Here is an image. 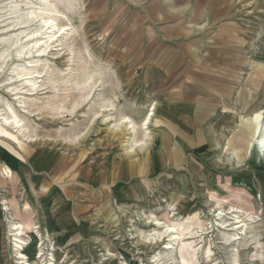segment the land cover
<instances>
[{
  "label": "rangeland",
  "instance_id": "1",
  "mask_svg": "<svg viewBox=\"0 0 264 264\" xmlns=\"http://www.w3.org/2000/svg\"><path fill=\"white\" fill-rule=\"evenodd\" d=\"M15 1L0 0V36L17 32L9 10ZM48 1L71 27L44 54L33 49L19 60L12 48L0 73V110L7 114V103L22 120L10 139L17 161L0 166V264H16L11 221L37 226L44 254L34 259L37 248L27 249L32 264H264V157H256L251 119L264 105V0H68L69 7L67 0ZM36 58L37 67L55 74L50 81L43 73L37 85L46 88L32 93L14 69L30 68ZM98 73L104 86L75 105ZM64 76L66 82L57 80ZM162 137L170 153L155 171L123 180L124 201L109 184L81 185L78 172L49 183L63 175L52 168L64 156L78 159L85 151L78 165L89 170L97 159L125 160L127 151V161L158 154ZM97 167V174L108 169ZM101 189L108 196L93 204ZM54 190L62 194L57 201ZM62 206L70 214L63 220L55 213ZM236 214L252 218L233 262L221 235ZM155 218L182 236L170 249L159 239L162 229L149 225ZM189 229L198 236L184 238ZM189 244L194 258L184 259L180 251Z\"/></svg>",
  "mask_w": 264,
  "mask_h": 264
},
{
  "label": "bare ground",
  "instance_id": "2",
  "mask_svg": "<svg viewBox=\"0 0 264 264\" xmlns=\"http://www.w3.org/2000/svg\"><path fill=\"white\" fill-rule=\"evenodd\" d=\"M21 1L24 2L25 7L21 6L18 0H16L14 2V4L12 3L13 6L9 5L10 6L9 10L13 14H15L14 17L16 18L14 21L15 24L13 25L14 27L11 30H16L17 32L8 34V33H6L10 30V29H8L7 31L4 30L2 32V35L0 36V73L3 71V69L6 66V63L8 61V57H9V52L12 48L15 52L16 58L19 60L22 58V56L31 53L33 49H35V52L38 54H44L47 50L48 42L52 41V39L59 36L60 34H63L66 30H69V27H71L70 26L71 24L67 21V19H66V21H64L65 19L61 20L60 19L61 17L58 18V16H62L64 14V11L61 10L60 7H58L55 4L56 2L54 3L53 1L42 0L44 2L43 7L35 8L32 5L31 1L20 0V2ZM69 3L70 2L67 0L65 2V7H69ZM6 10L7 9H5V12L3 13L2 16L7 15ZM33 23H38V26L30 28L28 30L23 29L26 26L29 27ZM43 29H44V32H42ZM38 34H41L43 36L38 38ZM23 36L26 37L25 40H27V42L23 41V39H22ZM39 61L40 60L37 58H36V60L31 61L32 63L29 64L30 68H25L23 65L19 64V66L16 67L17 69L16 68L14 69V71H15L14 76L16 78L25 79V84L29 85V87H30L29 90L32 93H38L41 89L46 88L47 85L46 86L37 85L38 78L41 77L43 73H45L47 75L48 80L50 79V81H52V79L54 78V74H55V73H53V70L50 69V67H47L46 65H43L42 67H37V62H39ZM88 77H89V75H87L86 77L84 75V77L82 79V83L87 84L86 81H87ZM102 77H101V73H98V75H96L95 80L93 78V81L91 83H89L86 87H85V85L81 84L83 86L84 90L87 89L86 93H85L86 95H83V97H82L83 99L81 101L76 100L77 102L75 105H81L82 103L84 104L86 99L91 96L90 94L95 90L96 86H99V87L104 86L103 81H102ZM64 78H65V76L59 77L57 80L60 79L62 81V80H64ZM6 80H8V79H6ZM69 82H71V81H69ZM98 82L100 84H98ZM23 83H24V81H23ZM53 87H55V86H53ZM15 89H17V88L11 87V90H9V89L8 90L11 92ZM8 90H6V91H8ZM14 94H18V93H14ZM16 97H18V96H16ZM48 101L50 102V100H48ZM59 101L64 102V99L63 100L61 99ZM108 103H109V101H108ZM46 104H48V102H46ZM2 105H4V104H2ZM5 106H6V110L8 113L3 114L0 110V133H1V135H3L7 139H13L14 136H12L11 132H15L14 131L15 129L21 128V126H22L21 121L22 120L17 115V113L12 109V107L10 105H8L6 103ZM107 106H108V104H107ZM38 108H40V107H36L35 110H37ZM34 113H36V112H34ZM124 115L126 116V114H124ZM124 115L121 116L123 121L125 118H128L127 116L125 117ZM148 119H149V116H147L145 118L146 121ZM251 119L254 122L253 123L252 145H253V148L256 152V157L257 158H260L262 156L264 157V105L251 114ZM145 122L144 123L142 122L143 123L142 125H145L147 123V122L146 123ZM131 124H132V122H131ZM131 124L129 126L127 125L126 129L133 127ZM144 130H145V128H144ZM25 137H26V135H25ZM141 144H142V142H141ZM140 146H142V145H140ZM162 146H163L162 151L158 154H155L156 156L149 154V155H146L145 158L130 159L129 161H127V159L131 158L132 156L130 155V151L129 152L127 151L125 153V156H124L125 160L122 159V160L118 161L120 164H117L118 162H114L110 158L105 159V157H104L105 161H103V162H98V159H97L92 164V167L89 170H84L83 167H80L78 165L80 162H82L83 155L85 154V151L80 152L82 155L78 159H76L75 156H73V155L72 156H64L63 157L64 160H62L63 162L52 168L53 169L52 172H56V173L58 172V173L63 174V175H60V177L55 178L54 177L55 174H54V176H52L50 178V179H52V181H49V183L54 185L53 184L54 180L61 179V178L65 179V177L70 176L72 172L73 173L78 172V175H75V177H76L77 181L79 180V183L81 185H83V186L85 185L86 187H90V186L92 187V185H98L99 183L100 184H109L111 188L114 186L113 191L118 196V201H124L125 199H127L128 195H126L120 189L121 188L120 185L123 184V180L129 179V178L132 179V177L135 178V176H138L142 173L144 175H146V172H149L150 169L154 170V171L156 169H158V167L160 166V162L163 159V155H165L166 153H170V151H167L168 149L165 146V137H162ZM138 147H139V145H138ZM151 154H152V152H151ZM98 165L102 168H108L107 171H104V172L99 171L97 174L95 171L97 170ZM146 166H148V167L145 168ZM141 168H144L143 172H142ZM71 186L76 188V189H79L78 185L73 186V184H71ZM69 188H71V187H69V185L63 187V191L65 193L64 196H66L67 198L69 197V191H68ZM99 194H100L99 196H95V194H93V196L90 197L91 202L93 204H98L100 202L102 195L104 194L105 195L104 197H107L109 192H108V190L101 189ZM52 195H53L52 199L57 201L58 198L62 194H60L57 190H54V193H52ZM104 199H106V198H104ZM104 199H103V202H104ZM108 203H109V200L107 199V202H105V204H108ZM81 204H83V202ZM78 206L79 205H77L75 208L72 209L71 216L75 217L77 215V212H79V210H80ZM5 209L8 211L10 210V208H5ZM68 209H69L68 206H62L58 211H55V213L57 214L58 217H60L61 220H63L64 218L61 216L63 213H65V215H70L68 212ZM230 209H231V212L238 213V212H241L242 208L239 206H237L236 208H235V206H231ZM222 214L218 213V215L221 217H222ZM239 217H241V216L237 215L236 217H234L235 221L232 224H235V225L234 226L232 225V229H230V232L222 233V235H221L223 245H225L229 248V252L233 258V262L236 261V253L238 252V249L236 248V243L243 236H245V234H246L245 227L247 225L246 221L248 219L252 218L249 215L247 218H239ZM69 219H71V217ZM257 220H261V219H259L257 217ZM219 224L220 225L218 226V229L225 226L224 221H221ZM9 225H10L9 227H10L11 235L14 236L13 247H14V251L16 254L15 255L16 264H32L29 260V256L25 252L27 249L33 248L35 250L37 248L36 252H35L36 257L34 256V259L40 258L44 254V253H42L43 250L41 249V247L43 245V241H41L40 237L39 238L37 237L36 232H38V230H36V232H35V229H37V226L33 227V223H32L30 225V227L28 229H26L25 226L20 221H11L9 223ZM149 225H154V226L156 225L157 227L162 229V231L160 232L159 239L161 236H163V242H165V244L163 246L164 249H166V248L170 249L171 241L181 240V238H182L178 229H176L171 224H166V223L161 222L158 218H155V219H153V221H150ZM210 228H211V226L201 229L199 235L209 234V232L213 231V228L212 229H210ZM190 230L191 229H189L186 232V234L183 235L184 238L190 239V238H194L195 236H198L195 232H191ZM32 236L35 237L34 243H32L33 242ZM25 237L29 238V240L26 241ZM165 237H167V238H165ZM159 239H157L156 242H158ZM209 252H211V251H209ZM36 253H37V255H36ZM180 253H182L181 257L184 259L194 258V248L192 247V244H189L187 246H183L181 248ZM252 262H254V261H252ZM48 264H53V263L50 262Z\"/></svg>",
  "mask_w": 264,
  "mask_h": 264
},
{
  "label": "crops",
  "instance_id": "3",
  "mask_svg": "<svg viewBox=\"0 0 264 264\" xmlns=\"http://www.w3.org/2000/svg\"><path fill=\"white\" fill-rule=\"evenodd\" d=\"M16 147L10 139L5 138L0 133V166L13 167L17 161ZM19 164V163H17Z\"/></svg>",
  "mask_w": 264,
  "mask_h": 264
}]
</instances>
